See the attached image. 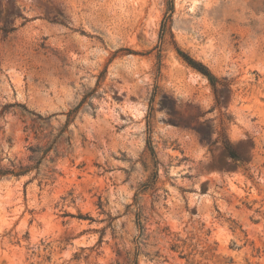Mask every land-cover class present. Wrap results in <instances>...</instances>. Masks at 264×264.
Wrapping results in <instances>:
<instances>
[{"label": "rangeland", "instance_id": "374dc122", "mask_svg": "<svg viewBox=\"0 0 264 264\" xmlns=\"http://www.w3.org/2000/svg\"><path fill=\"white\" fill-rule=\"evenodd\" d=\"M8 170L0 264H264V0H0Z\"/></svg>", "mask_w": 264, "mask_h": 264}, {"label": "trees", "instance_id": "16d2710c", "mask_svg": "<svg viewBox=\"0 0 264 264\" xmlns=\"http://www.w3.org/2000/svg\"><path fill=\"white\" fill-rule=\"evenodd\" d=\"M188 64H190L191 66H193L195 69L199 70L203 75L207 76V78L209 79V81L211 82V84H214L215 81V77L208 71V69L203 66V65H199V63H196L195 61H193L192 59H186ZM234 156V155H233ZM14 171H0V175L6 174V173H13ZM23 171H18V172H14V175H20L22 174Z\"/></svg>", "mask_w": 264, "mask_h": 264}]
</instances>
